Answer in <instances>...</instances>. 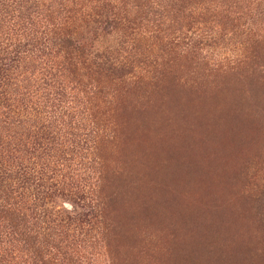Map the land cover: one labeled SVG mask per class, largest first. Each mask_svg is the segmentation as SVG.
<instances>
[{
  "label": "rangeland",
  "instance_id": "rangeland-1",
  "mask_svg": "<svg viewBox=\"0 0 264 264\" xmlns=\"http://www.w3.org/2000/svg\"><path fill=\"white\" fill-rule=\"evenodd\" d=\"M105 2L131 28L94 24L97 0H0V180L27 225L67 217L98 262L264 264V0ZM192 19L211 40L173 48ZM64 20L96 70L129 73L66 70ZM166 122L141 165L137 134Z\"/></svg>",
  "mask_w": 264,
  "mask_h": 264
},
{
  "label": "trees",
  "instance_id": "trees-1",
  "mask_svg": "<svg viewBox=\"0 0 264 264\" xmlns=\"http://www.w3.org/2000/svg\"><path fill=\"white\" fill-rule=\"evenodd\" d=\"M97 1H99V3L92 8L91 15L94 24L100 23L113 27L126 26V28H131L129 25H133V22L121 18L114 13V5H111L110 2H105V0ZM181 7L184 13L185 7ZM70 11L71 10L68 12ZM87 16H90V14ZM67 19H69V17H67L66 20ZM66 20L53 26L51 30L52 34L57 37L58 44L62 49L61 60L65 65V69L70 73H74L78 69L90 70V66L95 69L92 62L86 58L83 51L84 48L76 39V32L65 24ZM207 40H211L210 36L203 35L196 26L195 20L192 19L186 22L181 30H178L177 35L170 40L169 44L176 49L183 47V49L189 48L196 50L204 47ZM236 61L237 60H231L230 64L236 66ZM96 68L97 70L95 69V71L91 70V74H97L96 72L102 69L111 74L118 73L119 78H122L129 73L125 71L124 65L121 64H110L108 68H104L103 65H97ZM82 76L87 77L85 74H82ZM93 83L95 82L93 81ZM25 94H27L25 100L29 103L33 101L34 94L36 96V92L31 90H27ZM23 96H25L24 93L21 94V100H23ZM217 104L218 101H215V105ZM9 107L11 108V105H9ZM16 109L13 108V110ZM7 111L10 112V109ZM171 125L173 124L168 123L167 125L166 122L164 125L146 127L137 134L139 141L134 152L136 156H139L138 160L141 165L147 161V155L150 149L157 145V138L155 135L163 136L168 126ZM171 129L172 127L169 129V133ZM162 143L164 142H161V144ZM146 165L147 163L145 167ZM13 172L17 173V171ZM88 204L93 206V211H96L98 203H96L95 198L94 200L89 199ZM31 205L32 203L30 206ZM22 208L23 206L20 205L19 201L16 202L15 200L14 189L0 180V264H115L114 261L118 254L121 259H125L121 254L125 248L119 247L120 250L117 249L116 252L106 246H103V255L106 257V261L98 262L94 257L87 258L83 254V249L76 248L77 244L73 242L74 235L71 234L70 239L67 238V232L70 231V228L66 225L68 220L67 217L58 218V223L54 217L52 220H46V223H53V228L56 226L59 228L64 227V230L60 229L59 232H56L53 229L48 230V228H45L40 231L34 228L33 224L27 225V216L21 211ZM42 215L45 217L44 214ZM43 217L36 216V218L31 217L30 219L42 221L44 219ZM112 219L114 220V217ZM60 223L63 224L59 225ZM74 228L72 230H74ZM77 234H79V232H77Z\"/></svg>",
  "mask_w": 264,
  "mask_h": 264
}]
</instances>
